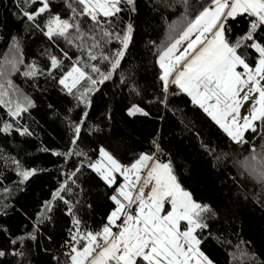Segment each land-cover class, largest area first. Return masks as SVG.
Listing matches in <instances>:
<instances>
[{"label":"snow or ice","instance_id":"6c2138e0","mask_svg":"<svg viewBox=\"0 0 264 264\" xmlns=\"http://www.w3.org/2000/svg\"><path fill=\"white\" fill-rule=\"evenodd\" d=\"M11 3L8 11L23 33L9 30L0 35L6 45L0 54V136L15 141L17 136L35 135L27 121L37 105L28 89L43 93L51 83L70 98L63 114L55 105L47 106L69 137L66 150L41 149L62 158L64 180L58 181L50 198L31 216L21 212L27 223L17 231L0 219V264H216L202 245L213 238L218 211L184 186L159 132L146 150L124 163L103 143L91 155L80 147L82 126L90 110L104 109L107 93L102 86L116 84L117 74L116 86L138 98L125 109L129 118L150 116L142 103L172 111L168 98L183 94L223 133L221 143L231 148L218 151L219 144L201 139V151L212 158L213 166L231 157L232 151L239 152V159L232 158L237 195L264 211V0H151L149 7L165 25L167 39L153 45L158 72L150 93L137 81L140 65L132 56L139 0ZM169 13L176 18L169 20ZM36 34L48 45L38 53L39 59H29L23 40ZM72 50L74 55H69ZM242 102L250 103L247 111H242ZM75 108L80 112L73 119ZM88 128L90 135L104 131ZM195 134L199 137L198 131ZM0 160V218H9L10 212H20L13 203L17 193L47 169L26 166L2 150ZM85 176L95 179L96 189L111 202L98 229L79 215L86 204L81 183ZM244 179L257 190L243 184ZM57 212L69 218L67 235L50 255L34 259L37 249L49 253L43 240L52 242L53 236L42 229L57 227ZM237 237L236 244L215 237L237 250L228 253L229 264H264L247 247L250 242Z\"/></svg>","mask_w":264,"mask_h":264},{"label":"trees","instance_id":"16d2710c","mask_svg":"<svg viewBox=\"0 0 264 264\" xmlns=\"http://www.w3.org/2000/svg\"><path fill=\"white\" fill-rule=\"evenodd\" d=\"M150 3L151 0H139L140 15L135 19L137 27L132 46V56L140 65L137 81L141 88L148 89L149 93L155 88L154 73L158 72V69L153 67L156 50L153 45L158 46L162 40L167 39L166 27L152 12L149 7ZM5 4L7 7H4ZM12 7L11 0H0V22L7 21L6 25L0 23V35L6 34L9 30L13 33L17 31L23 33L22 26L8 11ZM168 15L169 20L176 18L171 13ZM23 43L29 59H39L38 53L48 45L46 39L39 34L27 36ZM5 49L6 45L0 41V54ZM74 51H70L69 55H74ZM113 80L119 84V75H114ZM116 84L109 81L106 82V86H102L107 93L105 97L107 103L103 110L98 108L90 110V119L85 126H82L81 135L84 143L80 144V147L88 150L91 155L92 150L98 147L99 143H103L122 162L127 163L134 154L146 150L155 133L159 132L163 144L171 151L184 186L194 191L198 199H203L218 211L219 220L215 222L213 238L208 239L205 245H202L206 254L210 255L216 264H229L228 253L237 250L231 246L222 245L215 237L222 236L230 239L232 244H236L238 234L239 238L250 242L247 246L250 251L254 252L260 261H264V211L238 196L232 179L237 175V168L232 158L239 159V152L232 151L231 157L213 166L212 158L205 156L201 151V139L211 140L214 146L219 144L218 151L221 148L224 151H231V148L226 143H221L220 138L223 137V133L212 125L199 109L193 108L187 97L183 94L169 97L168 107L172 111L165 110L162 105L149 106L142 103V106L150 112V116L129 118L125 109L138 98L130 96L126 88L117 87ZM57 88L58 86L49 83L47 91L43 93L28 89L37 105L27 121L35 133L33 137L17 136L15 141H10L0 136V150L4 153L17 156L26 166L47 169L31 178L26 183V190L23 193H17L13 203L15 208L20 209V212H10L9 218H0L7 219L14 231L27 223L21 212L30 216L34 214L39 204L50 198L52 190L58 186V181L64 180V177L60 175L62 158L54 157L50 152L41 150L42 148L66 150L68 147V130L59 120L51 116L47 107L51 103L62 114L66 111L65 106L70 98L63 96ZM79 112L80 109L75 108L71 113L72 118L76 119ZM182 119L183 123H181ZM88 125L99 126L104 131L102 134L90 135ZM197 131L199 137L195 134ZM224 139L226 140V137ZM2 163L3 161L0 160V164ZM64 167L70 168V165ZM9 175L13 180L17 179L14 173H9ZM92 176L94 178V174ZM5 183L14 186L12 181H5ZM81 183L84 189L82 199L86 201V204L79 215L86 219L90 228L98 229L104 222L106 213L110 211L111 202L96 189L95 179L90 180L88 176H85ZM242 183L249 185L253 191L257 190L256 186L247 179H244ZM57 217L60 222L55 229L51 225L42 229L46 235L52 234L53 236L52 242L47 239L43 240V243L49 247V253L37 249L34 259L50 255L66 237L65 230L70 226L69 218L62 212H57ZM36 243H41L39 238Z\"/></svg>","mask_w":264,"mask_h":264},{"label":"rangeland","instance_id":"374dc122","mask_svg":"<svg viewBox=\"0 0 264 264\" xmlns=\"http://www.w3.org/2000/svg\"><path fill=\"white\" fill-rule=\"evenodd\" d=\"M249 107H250V103L245 104L242 102V111H247ZM121 182H122V178H121Z\"/></svg>","mask_w":264,"mask_h":264}]
</instances>
